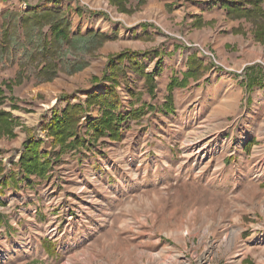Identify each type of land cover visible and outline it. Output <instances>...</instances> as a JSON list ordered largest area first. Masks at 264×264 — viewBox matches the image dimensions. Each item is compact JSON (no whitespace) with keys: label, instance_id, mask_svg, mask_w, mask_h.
<instances>
[{"label":"rangeland","instance_id":"obj_1","mask_svg":"<svg viewBox=\"0 0 264 264\" xmlns=\"http://www.w3.org/2000/svg\"><path fill=\"white\" fill-rule=\"evenodd\" d=\"M93 1L86 18L102 15L112 25L103 31L111 39L93 50L96 37L89 43L79 31H70L69 42L52 46L55 65L48 73L38 71L48 28L39 33L20 23L23 12L42 8L0 12V109L16 119L13 136L0 134V264H264L263 88L255 87L263 95H249L244 76L233 74L229 80L227 69L215 66L216 54L199 41L201 70H190L183 56L170 61L163 49L129 47V41L141 46L149 35L139 31L131 37L128 30L147 26L168 35L166 41L188 46L175 25L187 29L195 19L167 26L159 16L137 20L144 17L140 10L146 0H124L125 11L109 0L101 8ZM248 1L209 3L223 6L227 18L243 20L252 32L251 19L233 10L250 8ZM61 12L71 25L68 11ZM91 22L90 28L99 30ZM120 27L125 33L119 38ZM108 41L119 49L99 58ZM253 41L264 51V44ZM124 50L139 55L107 69L109 55ZM134 61L153 74L152 92ZM59 73L74 85L63 84L47 98L35 91L36 84ZM108 75L118 81L120 102L88 112L101 118L104 135L87 131L82 116L76 128L86 141L71 147L69 137L56 144L45 127L53 110L105 91ZM63 94L68 99L57 100ZM38 111L39 119L31 121ZM114 128L119 138L110 136ZM32 140L40 142L39 153L47 161L41 177L25 172L19 161L24 142Z\"/></svg>","mask_w":264,"mask_h":264},{"label":"crops","instance_id":"obj_2","mask_svg":"<svg viewBox=\"0 0 264 264\" xmlns=\"http://www.w3.org/2000/svg\"><path fill=\"white\" fill-rule=\"evenodd\" d=\"M90 1L91 0H0V12L7 9H19L24 7V5L28 8L57 7L61 10L68 11L67 14L69 18H71V32L79 31L80 33H85L87 30L93 29L90 28V25L93 23L91 20L94 22L96 21L95 25L99 24V28L97 29L102 32H108L112 25L105 20L102 15L95 14L93 18H86L90 12L87 9L88 7H91ZM93 2L96 3L95 7L99 8L104 4L103 0H96ZM180 2L181 0H146L140 10L144 17L137 18V20L145 18L149 20L152 16H159L165 25L170 26L172 24L171 21H173V23H176L177 21L187 23L188 21H193L195 18H199L202 22L199 26H193V22H191V24H186V27H188L187 29L182 28L181 24L175 25L177 28L176 30L187 36V39L190 41L188 46H185L177 40L166 41L168 35L161 30L159 31L151 26H147L145 29L142 27H131L130 30H128L130 31L131 37L133 35L136 36L137 33H140L139 31H142L143 35H149L146 37L147 41L145 40L148 42L147 44L144 42L145 44L143 43L141 46H138L135 41H129L131 42L130 44H133V46L129 45V47L140 49L152 48L158 51H162L163 49L164 52L169 53L167 58H169V60L172 58L170 61H179L183 56V61L185 62L189 54H195L198 58L200 57V54L195 47V45L199 47L198 43H196L199 41L209 47L216 54L218 62H215V66L219 68V70H223L221 65L224 66L230 74L229 80L231 81L233 74L241 79L243 75L236 73H241L247 65L261 62L264 51H261V48H257L253 45V34L251 31L245 30L243 27V20L227 18L225 16V8L219 4L212 5L209 3V0H188L181 6ZM169 4H171V6ZM188 16L191 17L188 18ZM220 24L221 26L219 27ZM217 28L223 29V32H218L216 30ZM124 30V28L120 27L119 38L122 33H125ZM118 49L119 46L113 41L105 42L99 49V58L106 55L108 50ZM201 61L205 64V61L202 59ZM90 64H92V62ZM218 64H220V66H218ZM213 67L214 66L211 65L210 68ZM67 77H69V75L59 73V75L52 81L36 84L35 91L43 94L46 98L51 97L52 94L58 92L59 87H63V84L74 85L73 80L69 83L66 81L65 78ZM234 81L236 82L237 78H234ZM255 87L259 86H254L248 91L249 95L250 93L251 95H254L255 93L263 95V90H256ZM31 90L33 89L31 88ZM223 96H226V92L223 93ZM255 98H258V96ZM262 98H264V95ZM33 115L31 121H37L40 112L38 111ZM40 119L42 121L44 118Z\"/></svg>","mask_w":264,"mask_h":264},{"label":"trees","instance_id":"obj_3","mask_svg":"<svg viewBox=\"0 0 264 264\" xmlns=\"http://www.w3.org/2000/svg\"><path fill=\"white\" fill-rule=\"evenodd\" d=\"M123 1L124 0H109L111 4L117 5L122 11H125L123 7ZM263 1L264 0H249L248 3L251 4L250 8L240 10L238 6H235L236 8L233 9L237 12L238 17H246L248 19H251L253 24V38L254 40L262 44H264V6H262ZM141 2H144V0H141ZM20 23L23 27H37V32L39 33H42L43 27L48 28L49 35L44 34V42L41 48L44 62L38 67L39 73H48V71H50L51 68H53L55 65L52 64V61L54 60L53 58H51L53 56L52 53L54 52L52 46H56V44L58 46V43L60 42H69L73 37L70 32V20L63 12H61L59 8L45 7L42 9H31L23 12V14L21 15ZM201 24L202 22L199 20V18H195L193 26H199ZM77 35L80 38L85 39V41L87 42L96 37L97 41L93 40V43L91 44L92 46L90 48L93 50L98 49V47H100L104 41L111 39V36L107 35L106 33L100 30L93 29L87 30L85 33L77 32ZM89 45L90 44H88V46ZM138 55V52L129 50H124L119 53L109 55L107 60V69H111L120 59H123L124 57L135 58ZM48 59H50L51 61ZM186 62L190 70H193L195 68H198L200 70L202 69V61L197 58L195 54H189L187 56ZM133 64L137 66L140 73L145 76L146 81L150 84V91L152 92L153 74L145 72L140 62L134 61ZM111 73L112 72H110V74ZM109 75L108 77L111 79V83L107 86V89L105 91L88 93L86 94L84 102H68L60 111L53 110L45 127L48 133L53 137V140L56 144L65 143L69 137L72 138L69 141L71 147L77 146L80 141H86L84 137L82 138L78 135V131L76 128L79 118L82 116L85 117L87 131L91 130L94 134L104 135V124H102L101 118H93L88 114V112L94 107H101L109 104L113 105V103L118 104L120 102L116 91L118 81L116 80L115 76ZM243 76L246 91H250L254 86H259L264 90V65H261L260 63L247 65L244 68ZM106 77V74H104L101 78L94 76L93 81H101L100 79H104ZM50 79L51 77H45L43 81H47ZM0 94H3L1 88ZM68 97L69 95L63 94L59 96L57 100L68 99ZM123 118L124 117L122 113H117V121L120 122L121 120H123ZM15 121L16 119H12L11 114L8 111L0 109V134H4L5 132L8 136H13L14 132L12 128L15 124ZM109 134L111 137H120L118 128H114L113 131L109 132ZM39 144L40 142L38 140L24 142V151L20 154L19 161L25 172H33L37 174V176L41 177L42 175L46 174L48 166L47 161L45 159L42 160L41 154L39 153ZM44 243H47L50 246L48 253L54 254V246L47 239H44Z\"/></svg>","mask_w":264,"mask_h":264},{"label":"bare ground","instance_id":"obj_4","mask_svg":"<svg viewBox=\"0 0 264 264\" xmlns=\"http://www.w3.org/2000/svg\"><path fill=\"white\" fill-rule=\"evenodd\" d=\"M194 140H196V139H194ZM193 142V141H192Z\"/></svg>","mask_w":264,"mask_h":264},{"label":"built area","instance_id":"obj_5","mask_svg":"<svg viewBox=\"0 0 264 264\" xmlns=\"http://www.w3.org/2000/svg\"><path fill=\"white\" fill-rule=\"evenodd\" d=\"M203 51V50H202ZM204 52V51H203Z\"/></svg>","mask_w":264,"mask_h":264}]
</instances>
